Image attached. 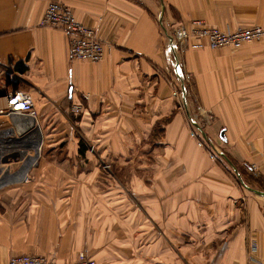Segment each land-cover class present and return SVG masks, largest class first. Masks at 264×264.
Instances as JSON below:
<instances>
[{"label": "crops", "instance_id": "obj_1", "mask_svg": "<svg viewBox=\"0 0 264 264\" xmlns=\"http://www.w3.org/2000/svg\"><path fill=\"white\" fill-rule=\"evenodd\" d=\"M54 1L105 42L102 62L72 60L67 34L40 26ZM203 18L230 31L264 27V0H0V96L29 93L41 132L29 180L0 190V264L18 255L68 264L80 253L96 264H251L253 242L264 264V43L236 53L229 68H184L212 116L202 135L226 145L225 159L213 160L169 81L177 76L184 93L168 48L173 26ZM15 121L0 117V171L19 170L34 152L31 121ZM124 136L137 137L132 149L141 152L127 164L140 192L131 197L125 163L105 175L90 160L93 147L80 146L96 137L98 150L120 158ZM252 165L260 174L248 183Z\"/></svg>", "mask_w": 264, "mask_h": 264}, {"label": "built area", "instance_id": "obj_2", "mask_svg": "<svg viewBox=\"0 0 264 264\" xmlns=\"http://www.w3.org/2000/svg\"><path fill=\"white\" fill-rule=\"evenodd\" d=\"M195 25H202V22H194ZM41 27H48L53 29L63 30L69 39V50L71 59L79 62H89L97 64L102 62L108 52V48L102 40H100L95 30L91 27L85 26L74 15L71 8L65 4L54 1L51 2L44 13V16L40 23ZM201 38L206 37L209 40V45L212 49H220L226 46L240 47L244 44L253 42L264 41V27L255 26L250 29H238L235 31H221L217 28H200L196 30ZM176 38L172 40L169 36L168 48L175 51L181 48H189V38L191 34L187 30H175ZM179 40L177 44L176 40ZM180 51V50H179ZM176 52V51H175ZM174 95L178 94V89H174ZM73 112L76 114L81 113L82 107H73ZM37 112L35 110V103L30 94L21 90L11 92L9 94L0 96V117H8L16 119L15 122L19 125L25 124L28 120L31 121V125H37L36 123ZM32 126V127H33ZM38 126V125H37ZM192 136L196 138L197 132L194 130ZM37 142V141H36ZM27 143H32L30 139H27ZM35 143V142H34ZM199 146H210V150H216L213 144L206 145L204 141H199ZM217 151V150H216ZM27 155V154H26ZM25 155V156H26ZM217 155L211 154V158L215 159ZM17 159V158H16ZM24 161V159L22 160ZM21 161V162H22ZM20 161L17 159L16 163ZM23 166L12 172L10 169L0 171V190L7 187L13 178L24 177L25 181L29 180L28 169L26 162ZM258 246L256 242L251 245L250 261L252 264H262L258 258ZM8 264H56L44 256L35 255H18L10 259ZM68 264H96L95 260L88 257L85 253H80L78 259L73 263Z\"/></svg>", "mask_w": 264, "mask_h": 264}, {"label": "rangeland", "instance_id": "obj_3", "mask_svg": "<svg viewBox=\"0 0 264 264\" xmlns=\"http://www.w3.org/2000/svg\"><path fill=\"white\" fill-rule=\"evenodd\" d=\"M200 21L202 22V25H195L194 22ZM260 26V25H257ZM255 27V26H254ZM262 27V26H261ZM180 29V30H187L191 36L189 38V48H184L181 50V48L178 50L175 49L176 53L178 54V59L182 65V76H183V84L184 87L186 88L184 93L181 91V86H180V82L179 79L177 78V76L173 75L171 76L170 81V88H171V92H172V98H174L175 102L177 103V106L180 110L185 109V103L186 100L189 103V107H190V112L191 115L193 116V121L188 120V124L189 127H191V135L192 132L195 130L198 134V136L195 138L197 139V142L199 144V141H204L206 145H209L210 143L213 144L216 150H210L211 147L209 146H205V148L208 150L210 156L211 154L217 155L215 159L213 160H219V159H225V154L227 152L224 151V147H226V145L222 144L220 141H212L210 139H205V136L202 135L201 131L203 129H205L206 127L210 126L212 124V116L211 113H209V111L203 110V108H201L199 106V104L197 103V98L194 94V75L192 74V72H187L184 70V68H229L230 66H233L234 62V56L236 53L243 51L246 48H249L251 46L257 45V44H261L264 43V41L261 42H253V43H249V44H244L240 47H235V46H226L220 49H212L209 45V40L206 37L201 38L199 36L198 33H196V30H199L200 28H217L221 31H230V30H225L222 27L218 26L216 23H213L210 18H203V19H194L191 20L189 22V24L185 25V24H178L176 26H173V29L170 33V37L172 38V40H174V38H176V33L175 30L176 29ZM253 28V27H252ZM250 29V28H247ZM238 30V29H237ZM235 31V30H234ZM195 40V41H194ZM175 41V40H174ZM177 44L179 43V40H176ZM190 49V50H188ZM198 49H203V50H198ZM188 50V51H187ZM173 68V67H172ZM174 89H178V94L174 95ZM121 138L118 137V140H120ZM140 141H145L146 139L144 138H139ZM156 138H152L151 140H154ZM98 138H94L93 139H88V138H84L81 137V141L84 143L85 146H92L93 149H88L90 150V160L93 162L98 163V166L102 169V172L105 175L108 176H114L116 169H115V161H123L125 163L124 165V169H123V178H124V191H125V195L127 197H131V195L133 194V192L139 193L137 189V186H134L132 184L133 181V175L132 173L136 172L137 169L132 168V165H127L130 164V162L132 160H136L139 161L141 159V152L140 153H136L135 151H133L132 148L135 147V142L138 140V138H134V137H130V136H124L123 138V142H124V153L122 155H120V158L116 156L115 153L113 152H108L107 154H105L104 152H101L100 150H98L95 145L99 144L98 143ZM108 140L110 143H112L111 147L114 146L115 143V136H108ZM134 145V147H132ZM81 146V145H80ZM95 146V147H94ZM108 147H110L109 144H107ZM225 156H224V155ZM32 154L28 153L26 157V164L30 161V158ZM249 155V153L247 154ZM252 155V154H251ZM254 155V154H253ZM119 156V155H118ZM122 156V157H121ZM117 157V158H116ZM117 159V160H116ZM249 170V169H248ZM250 173H245L242 177H244V179L248 182L251 183V181H253V179L255 178L254 175H259V171L258 168L255 167V165H252L250 170ZM237 172V171H236ZM253 172V173H252ZM102 174V175H104ZM104 175V176H105ZM236 176L239 178V174L238 172L236 173ZM248 179H251L248 180ZM253 185V184H250ZM136 188V190H135ZM132 202V201H131ZM130 203V201H129ZM132 204V206H137L138 204L140 206H142L143 202L142 201H134L132 203H130V205ZM141 211H142V207H138ZM144 217V216H143ZM145 218V217H144ZM142 219V218H141ZM134 223L135 224V217H133L132 219L129 220V224ZM142 223V222H141ZM188 264H198L197 260H193L191 259V261H188ZM203 264H205L203 262ZM252 264V263H251Z\"/></svg>", "mask_w": 264, "mask_h": 264}, {"label": "water", "instance_id": "obj_4", "mask_svg": "<svg viewBox=\"0 0 264 264\" xmlns=\"http://www.w3.org/2000/svg\"><path fill=\"white\" fill-rule=\"evenodd\" d=\"M33 126V125H32ZM35 134L38 135V139H40V136H41V132H40V129L37 125H35ZM34 152H35V155L37 156L38 155V152L40 151V145H39V141H37L34 145ZM17 161V160H16ZM30 165V164H29ZM29 165L27 166V168H29ZM259 194L263 195L264 196V192H258Z\"/></svg>", "mask_w": 264, "mask_h": 264}, {"label": "bare ground", "instance_id": "obj_5", "mask_svg": "<svg viewBox=\"0 0 264 264\" xmlns=\"http://www.w3.org/2000/svg\"><path fill=\"white\" fill-rule=\"evenodd\" d=\"M29 123H30V122H29ZM30 125H31V124H30ZM37 141H38V137H37ZM39 153H40V151L38 152V155H37V156L35 155V152L30 153V154H32V155H31L32 158H30V160H31V159L36 160V159L38 158V156H39Z\"/></svg>", "mask_w": 264, "mask_h": 264}, {"label": "trees", "instance_id": "obj_6", "mask_svg": "<svg viewBox=\"0 0 264 264\" xmlns=\"http://www.w3.org/2000/svg\"><path fill=\"white\" fill-rule=\"evenodd\" d=\"M80 145H81V153H84V143L82 141H80Z\"/></svg>", "mask_w": 264, "mask_h": 264}]
</instances>
